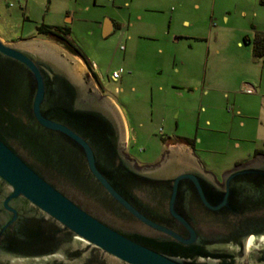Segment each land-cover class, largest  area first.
Here are the masks:
<instances>
[{
    "label": "water",
    "instance_id": "1",
    "mask_svg": "<svg viewBox=\"0 0 264 264\" xmlns=\"http://www.w3.org/2000/svg\"><path fill=\"white\" fill-rule=\"evenodd\" d=\"M85 74L0 37V264H264V154L220 179L184 145L140 167Z\"/></svg>",
    "mask_w": 264,
    "mask_h": 264
},
{
    "label": "rangeland",
    "instance_id": "2",
    "mask_svg": "<svg viewBox=\"0 0 264 264\" xmlns=\"http://www.w3.org/2000/svg\"><path fill=\"white\" fill-rule=\"evenodd\" d=\"M260 2L0 0V37L9 42L37 35L41 24L68 26L97 65L101 91L127 119L131 159L154 165L169 142L189 140L220 179L263 154L255 155L264 149V56L255 59L248 42L264 31ZM108 19L118 27L104 38L100 24ZM243 83L256 92H244Z\"/></svg>",
    "mask_w": 264,
    "mask_h": 264
},
{
    "label": "trees",
    "instance_id": "3",
    "mask_svg": "<svg viewBox=\"0 0 264 264\" xmlns=\"http://www.w3.org/2000/svg\"><path fill=\"white\" fill-rule=\"evenodd\" d=\"M261 5L264 6V0H261ZM36 31L38 35L47 37L48 39L55 41L56 43L64 46L67 50H69L71 53H73L76 56L81 57L85 64L89 67V69L93 72L91 63L86 59L84 54L81 52V50L75 45V43L70 39L71 31L67 27H56V26H49L46 24H41L36 27ZM248 40V39H246ZM249 43H252V49H253V56L255 59L262 58L264 56V31L257 34L255 39L253 41H248ZM95 79L97 82L100 83V80L98 76L93 72ZM184 144L192 145L193 142L189 140H184ZM262 152L264 154V149L257 152ZM256 154V155H257Z\"/></svg>",
    "mask_w": 264,
    "mask_h": 264
},
{
    "label": "crops",
    "instance_id": "4",
    "mask_svg": "<svg viewBox=\"0 0 264 264\" xmlns=\"http://www.w3.org/2000/svg\"><path fill=\"white\" fill-rule=\"evenodd\" d=\"M68 21H70V19H68ZM50 26V25H49ZM62 27H67V28H69L68 26H62ZM117 27H118V25L115 23V22H113V21H111V20H107L104 24H100V28H101V31L103 32V37L104 38H108L110 35H112L115 31H116V29H117ZM70 29V28H69ZM21 38H42V39H46V38H44V37H41L40 35H36V34H32V35H30V36H23V35H21L20 37H17V38H13V39H9V41H15V40H20ZM49 40V39H48ZM78 47V46H77ZM82 52V51H81ZM83 53V52H82ZM84 54V53H83ZM74 55V54H73ZM75 56V59L78 61V62H80V63H84L85 64V62H84V60L81 58V57H79V56H76V55H74ZM84 56H85V54H84ZM86 57V56H85ZM86 59L91 63V65H92V69H93V72H95V74L98 76V78H99V74H98V67H97V65L95 64V63H93V62H91L87 57H86ZM114 79V78H113ZM99 80H100V78H99ZM115 81L117 80V79H114ZM247 86H250V87H252L253 89H254V92H256V89H255V87L252 85V84H250V83H243L242 84V86H241V88L243 89V91H244V88L245 87H247ZM114 101V100H113ZM115 102V101H114ZM120 109V108H119ZM122 112V111H121ZM123 113V112H122ZM123 116H124V118H125V120H126V124H127V129H128V134H129V125H128V123H127V119H126V117H125V115L123 114ZM207 126H211L212 125V123H211V121L210 120H207L206 121V123H205ZM178 145H184V146H186L188 149H190V150H192V151H194V152H196V146H195V144H192V145H187V144H184L183 143V141H180V142H175V143H173V142H169L168 144H167V147H173V146H178ZM236 146L239 148L240 147V144L237 142L236 143ZM261 150H263V149H260V150H256L255 151V155L257 154V152H259V151H261Z\"/></svg>",
    "mask_w": 264,
    "mask_h": 264
},
{
    "label": "flooded vegetation",
    "instance_id": "5",
    "mask_svg": "<svg viewBox=\"0 0 264 264\" xmlns=\"http://www.w3.org/2000/svg\"><path fill=\"white\" fill-rule=\"evenodd\" d=\"M41 36V35H40ZM41 37H44V36H41ZM46 39H48L47 37H44ZM25 39H32V38H21L20 40H15V41H9V42H18V41H21V40H25ZM37 39H42V38H37ZM44 40V39H43ZM54 43H56L55 41H52ZM57 45H60L58 43H56ZM62 46V45H60ZM66 51L70 52L69 50H67L64 46H62ZM71 53V52H70ZM73 54V53H72ZM86 65V64H85ZM86 74H85V80L87 81V83H90L92 84V89L90 90V92L92 93V96H91V99L90 101H99V100H102L103 97H108L107 95L103 94V92L101 91V88H102V85L97 82V80L95 79L94 77V74L93 72L89 69V67L86 65ZM95 90H94V89ZM98 92L100 93L101 96H98L97 94H95V92ZM110 98V97H108ZM92 99H95V100H92ZM126 122V120H125ZM127 125V124H126ZM127 132H128V129H127ZM169 149V147H167V150ZM129 150V134H128V137H127V147H126V150H125V153L128 155L127 151ZM166 150V151H167ZM165 151V152H166ZM129 156V155H128ZM130 157V156H129ZM131 158V157H130ZM162 158V157H161ZM139 166V165H138ZM150 166V165H148ZM140 167H143V166H140Z\"/></svg>",
    "mask_w": 264,
    "mask_h": 264
},
{
    "label": "built area",
    "instance_id": "6",
    "mask_svg": "<svg viewBox=\"0 0 264 264\" xmlns=\"http://www.w3.org/2000/svg\"><path fill=\"white\" fill-rule=\"evenodd\" d=\"M12 5H13V4H12ZM112 77H113L114 79H118V78L120 77V74H119L118 72H114V73L112 74ZM244 92H246V93H248V94H252V93H254V89H253L252 87H250V86H247V87L244 88Z\"/></svg>",
    "mask_w": 264,
    "mask_h": 264
}]
</instances>
